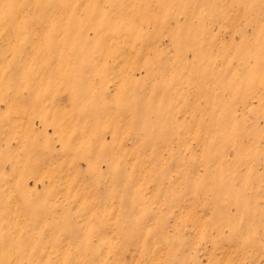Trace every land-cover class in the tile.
Here are the masks:
<instances>
[{"label": "rangeland", "instance_id": "obj_1", "mask_svg": "<svg viewBox=\"0 0 264 264\" xmlns=\"http://www.w3.org/2000/svg\"><path fill=\"white\" fill-rule=\"evenodd\" d=\"M0 264H264V0H0Z\"/></svg>", "mask_w": 264, "mask_h": 264}]
</instances>
